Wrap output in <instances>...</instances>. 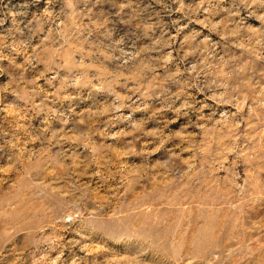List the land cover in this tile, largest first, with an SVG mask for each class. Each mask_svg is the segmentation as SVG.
I'll return each instance as SVG.
<instances>
[{"label":"rangeland","instance_id":"374dc122","mask_svg":"<svg viewBox=\"0 0 264 264\" xmlns=\"http://www.w3.org/2000/svg\"><path fill=\"white\" fill-rule=\"evenodd\" d=\"M0 264H264V0H0Z\"/></svg>","mask_w":264,"mask_h":264}]
</instances>
